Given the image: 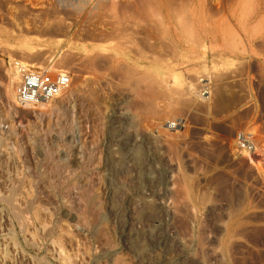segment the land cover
I'll return each mask as SVG.
<instances>
[{"label":"rangeland","instance_id":"rangeland-1","mask_svg":"<svg viewBox=\"0 0 264 264\" xmlns=\"http://www.w3.org/2000/svg\"><path fill=\"white\" fill-rule=\"evenodd\" d=\"M9 54L72 76L53 129L9 110ZM0 134V199L15 179L39 212L23 233L0 203V264H264V0H0ZM38 161L77 168L82 222L56 214Z\"/></svg>","mask_w":264,"mask_h":264},{"label":"bare ground","instance_id":"bare-ground-1","mask_svg":"<svg viewBox=\"0 0 264 264\" xmlns=\"http://www.w3.org/2000/svg\"><path fill=\"white\" fill-rule=\"evenodd\" d=\"M19 27V26H18ZM40 40V39H39ZM32 50H35L34 48H32ZM31 51V50H30ZM15 62L16 60L9 54L8 57L6 58V73H7V82L5 83L4 85V95L8 98V101H9V110L12 111V112H15L18 108L20 107H29V108H36V120H38L39 122L36 123L35 125V128L37 129L35 132H41L42 130L45 132V130L47 129H43L44 125L49 128L53 125V123L56 124V122H58L57 120L61 118V115L62 114H66L70 109H74L76 108L75 107V104H73L72 106V103L71 101L69 102V100L67 101V103H65L64 105H59L57 104L58 103V99H55L53 100L52 102H39V103H32V104H27V105H20L19 102L17 101L16 99V88H17V84L19 82V79H20V76L16 70V67H15ZM24 64H27L29 65L30 63H27V62H23ZM49 68V67H48ZM62 96V95H61ZM60 96V97H61ZM79 98V97H78ZM70 103V104H69ZM49 108H51V113H47L46 111L50 110ZM74 111V110H73ZM74 113V112H73ZM51 114V115H50ZM51 116L52 118L54 117V122H50L52 120V118L49 119L48 122H45V119H46V116ZM61 120V119H60ZM53 121V120H52ZM62 123V122H61ZM66 123V122H65ZM67 124V123H66ZM60 125V124H59ZM64 126V123L61 124V126ZM68 125V124H67ZM62 126V127H63ZM66 126V125H65ZM52 128V127H51ZM53 129V128H52ZM64 130L60 129L61 133L65 131V127L63 128ZM66 129H68L66 127ZM70 129V128H69ZM73 130V129H71ZM50 130H48L47 132H49ZM59 131V130H58ZM68 131V130H67ZM66 132V131H65ZM61 133L60 136H61ZM80 133V132H79ZM44 134V133H43ZM48 134V133H47ZM64 134V133H62ZM66 134V133H65ZM50 135V134H49ZM37 136V135H36ZM44 136V135H43ZM59 136V137H60ZM49 137V136H48ZM47 137V138H48ZM61 139L63 138V135L62 137H60ZM66 139V138H65ZM30 142H31V151L32 152H35L39 155H41L42 153H45L46 154V158H51L53 156V151H51L50 147H48L49 144H47V147L44 146V138L41 137V138H36L34 136H31L29 138ZM46 140V139H45ZM48 140V139H47ZM46 140V141H47ZM46 141H45V144H46ZM49 142V141H48ZM52 142V141H51ZM4 143V139H3V136L0 134V145H2ZM257 146V144H256ZM80 147V146H79ZM68 148V147H67ZM82 148V147H81ZM236 148V147H235ZM259 147H257V150H258ZM7 149V148H6ZM71 149V148H70ZM237 149V148H236ZM260 149V148H259ZM2 150V149H1ZM68 150V149H67ZM80 150V149H79ZM238 151V149H237ZM79 152V151H77ZM82 152V151H81ZM80 152V154H81ZM44 154V155H45ZM78 154V153H77ZM258 154V153H257ZM256 154V156H257ZM260 154V153H259ZM79 155V154H78ZM77 155V156H78ZM80 156V155H79ZM83 156V154H82ZM261 156V155H260ZM259 157V156H258ZM71 158V157H70ZM80 158V157H79ZM83 158V157H82ZM44 159V158H43ZM1 160V159H0ZM46 160V159H45ZM49 160V159H48ZM67 160V159H66ZM80 160H83L80 158ZM86 160V159H84ZM249 160L252 162V163H255L256 164V161L253 157V155H249ZM43 162V161H42ZM46 163V161H44ZM62 162V160H61ZM65 162V161H64ZM82 162V161H81ZM5 163V162H4ZM63 163V162H62ZM85 163V161L83 162V164ZM53 164V163H52ZM58 165L55 166V168L53 169H50L49 167L45 166L44 164H40L39 161L37 163V166H36V170L38 172V178H39V182H42V185H44L48 190L49 192H52L53 195L57 198V201H58V205L57 207L55 206V208H57V213L58 215L60 216H69L70 217L72 216L74 219L73 220H78L81 221L82 218H81V214H78L76 212V210L73 208V205H71L72 202H70V200L68 199L69 198V192H70V189L71 191L72 190H76L78 192L79 188H80V184L79 182H73V181H70L68 182L67 180H69V178L71 177V175H73V177L76 175V172H77V168L75 167V169H68L69 166L71 168V165L70 163L69 164H61V163H57ZM77 164V163H76ZM86 164V163H85ZM36 165V164H35ZM3 166V165H2ZM54 166V165H53ZM82 167L80 168H84L83 165H81ZM86 167V165H85ZM88 169V167H86ZM0 169H1V166H0ZM85 169V168H84ZM79 170V168H78ZM1 171V170H0ZM8 171V170H7ZM11 171V170H10ZM66 172H68L69 176H68V179H67V176L65 175ZM2 174V173H1ZM78 174V173H77ZM80 174V173H79ZM84 174V173H83ZM87 174V172L85 173ZM3 175V174H2ZM1 175V176H2ZM7 175V174H5ZM30 175V174H29ZM56 175V176H55ZM4 176V175H3ZM58 177V179H56ZM80 176V175H79ZM30 177V176H29ZM1 178V177H0ZM11 178V177H9ZM32 177H30L28 180V184H30L31 186V189H33V191L35 190V193L37 192V194H40V189L37 185V178H34V179H31ZM65 178L67 180H65ZM75 178V177H74ZM17 180V179H16ZM74 181L76 179H73ZM78 180V179H77ZM86 180V179H85ZM5 181V180H4ZM10 181V180H9ZM66 181L68 182L67 185H64L66 183ZM11 185L10 188L5 191V193L3 194V197H1L0 199V203H4V205L6 206V208L8 209V211L10 212L11 215L14 216V221L13 222H17V225H20V227L22 228V232H26L29 230L28 226L30 225V223L34 224V219H36L38 216V210L36 211L35 209V212H33V209L35 208L34 206V203L35 201H33V199L31 200V195L30 193L27 194V196H23L26 201V206L24 208H19L17 207V205H14V201L16 200V198L22 194V192H20V188L17 187V181L12 180L11 179ZM25 182V181H24ZM83 182V181H82ZM84 183V182H83ZM22 184V183H21ZM27 185V184H26ZM83 186V185H82ZM26 187V186H24ZM38 187V188H37ZM44 187V188H45ZM39 189V191H38ZM84 189V188H83ZM66 190L69 192L66 193ZM33 193V192H32ZM33 193V194H35ZM71 193V192H70ZM68 194V196H67ZM86 194V193H85ZM24 195V194H22ZM80 195V194H79ZM31 196V197H30ZM39 196V195H38ZM90 196V195H89ZM85 197V196H84ZM38 198V197H37ZM87 198V197H86ZM15 199V200H14ZM160 199V198H159ZM86 200V199H85ZM163 200V199H162ZM94 203V202H93ZM16 204V203H15ZM162 204V203H161ZM37 206V205H36ZM169 206V205H168ZM6 210V209H5ZM170 211V210H169ZM84 214V213H83ZM87 214V213H86ZM59 217V216H58ZM167 218V217H166ZM153 219V218H152ZM59 221L61 220L60 218L58 219ZM63 220V219H62ZM11 221V220H10ZM51 222V221H50ZM63 222V221H62ZM82 222V221H81ZM59 224V223H58ZM57 227V225H55ZM62 226V225H61ZM165 226V225H164ZM166 226H167V222H166ZM169 226V225H168ZM171 226V225H170ZM163 227V226H162ZM172 227V226H171ZM168 228V227H167ZM166 228V229H167ZM164 229V228H163ZM165 229V230H166ZM169 229V228H168ZM170 230V229H169ZM159 231V230H158ZM167 233V231H165ZM171 232V231H170ZM37 235V234H36ZM165 235V234H164ZM169 235V234H168ZM171 235V234H170ZM15 238H13L12 240H14V243L16 245L20 244V241H18V235H14ZM44 237V240L47 239V240H50L51 238L55 237V231H54V227H51L50 229H47L46 232H45V235L43 236ZM62 238V236H60ZM162 238V237H161ZM187 240V239H186ZM60 241V240H59ZM57 241V242H59ZM184 241V240H183ZM55 242V241H54ZM214 251V250H213ZM70 257V256H69ZM39 259V258H38ZM44 261V260H43Z\"/></svg>","mask_w":264,"mask_h":264},{"label":"built area","instance_id":"built-area-1","mask_svg":"<svg viewBox=\"0 0 264 264\" xmlns=\"http://www.w3.org/2000/svg\"><path fill=\"white\" fill-rule=\"evenodd\" d=\"M15 67L20 76L16 88V99L20 105L52 102L67 92L72 83V76L63 70L53 71L48 67L34 70L19 60H16ZM167 125L172 129L178 128L177 122ZM237 143L240 152L256 154L257 146L252 134L239 132Z\"/></svg>","mask_w":264,"mask_h":264}]
</instances>
